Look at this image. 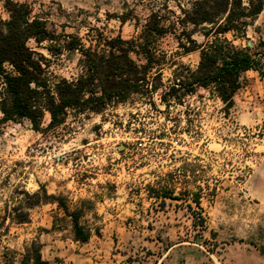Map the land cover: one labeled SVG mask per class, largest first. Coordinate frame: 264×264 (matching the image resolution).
Instances as JSON below:
<instances>
[{"label":"rangeland","instance_id":"374dc122","mask_svg":"<svg viewBox=\"0 0 264 264\" xmlns=\"http://www.w3.org/2000/svg\"><path fill=\"white\" fill-rule=\"evenodd\" d=\"M19 1L31 5L51 34L40 45L28 43L46 59L51 85L75 80L85 70L86 51L101 52L118 36L136 37L154 13L168 12L176 24V35L160 42L167 55L163 84L169 86L174 64L195 70L201 62L200 50L186 54L177 39L185 30L197 44L206 41L208 26L176 22L194 0ZM0 18L8 19L3 1ZM228 38L238 47L252 45L263 61L260 72L241 75L230 110L212 89L197 88L169 109L159 92L102 112L69 111L58 128H49L45 112L41 132L0 112V264H22L32 243L43 261L64 264H138L143 257L149 264H243L245 250H255L249 243L264 238V10L245 37ZM41 188L82 210L88 242L75 241L59 201L25 210L28 223L1 219L17 198L35 201L22 192L32 196ZM160 188L178 199L161 207Z\"/></svg>","mask_w":264,"mask_h":264},{"label":"trees","instance_id":"16d2710c","mask_svg":"<svg viewBox=\"0 0 264 264\" xmlns=\"http://www.w3.org/2000/svg\"><path fill=\"white\" fill-rule=\"evenodd\" d=\"M0 1L4 2L8 14L7 20L0 18V80L4 87L0 112L8 121H29L35 132L42 131L45 112L51 116L49 128H58L65 123L69 111L102 112L109 106L127 102L133 96L151 99L159 92L162 104L169 109L172 104H181L186 97L194 95L197 88L212 89L230 110L234 106L235 94L242 88L241 75L248 71L260 72L263 67L261 54L252 45L238 47L228 35L232 34L234 39L245 37L250 22L263 12L264 0H194L191 8L184 10V18L176 22L194 27L208 26L204 28L206 41L197 44L185 30L181 35L187 44H182L183 38L177 39L186 54L200 50L201 62L195 70L174 64L169 86L163 84L162 68L167 63V55L160 48L163 38L176 35V24L168 12L152 14L134 38L118 36L107 40L106 48L101 52L86 51L85 70L75 80L63 79L51 85L45 76L46 59L36 56L28 46L31 40L37 45L51 40L45 22L32 16L28 2ZM127 21V18H120L122 24ZM76 49L75 45L70 48ZM134 54L142 56L145 65L137 64ZM21 194L35 201L29 204L17 198L11 209H5L2 220L28 223L30 215L25 210L59 201L65 217L70 220L75 241H89L90 233L81 225V209H72L63 198L49 196L43 188L32 196L27 192ZM155 194L161 207L165 206L167 199H178L172 191L163 188ZM193 202L200 207L198 197ZM200 226L204 227L203 222ZM193 227L198 226L194 223ZM249 245L264 257V238L261 243L250 242ZM135 262L149 264L147 257ZM22 264L64 262L60 259L43 261L40 246L32 243L23 256Z\"/></svg>","mask_w":264,"mask_h":264},{"label":"crops","instance_id":"0c3cea01","mask_svg":"<svg viewBox=\"0 0 264 264\" xmlns=\"http://www.w3.org/2000/svg\"><path fill=\"white\" fill-rule=\"evenodd\" d=\"M249 249L250 248H247V250H245V257L243 260L244 261L243 264H264V257L256 249L255 250H249ZM219 264H222V262H219ZM226 264H227V260H226Z\"/></svg>","mask_w":264,"mask_h":264}]
</instances>
